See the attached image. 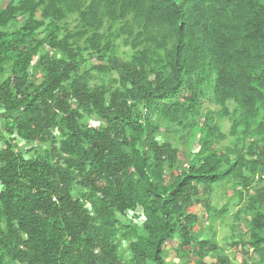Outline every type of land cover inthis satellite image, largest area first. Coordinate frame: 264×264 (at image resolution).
<instances>
[{
    "label": "trees",
    "instance_id": "1",
    "mask_svg": "<svg viewBox=\"0 0 264 264\" xmlns=\"http://www.w3.org/2000/svg\"><path fill=\"white\" fill-rule=\"evenodd\" d=\"M0 264H264V0H0Z\"/></svg>",
    "mask_w": 264,
    "mask_h": 264
},
{
    "label": "rangeland",
    "instance_id": "2",
    "mask_svg": "<svg viewBox=\"0 0 264 264\" xmlns=\"http://www.w3.org/2000/svg\"><path fill=\"white\" fill-rule=\"evenodd\" d=\"M5 2H7V0H5ZM207 105H210L208 103H206ZM213 107V106H212ZM91 123L93 122V119L90 121ZM223 127L224 130H227V121H225L223 123ZM226 142H224L223 144H225ZM226 188V184L225 182H220L218 185H215L214 187V191L212 194V201L211 204L213 207H216L217 210L221 209V208H227L228 214L225 215L224 217L222 215L219 216V218L214 219V224L216 227V237L219 240L221 245H224L226 247V249H228V245L225 244V236L228 235L230 233L229 231V227L228 224L229 222L232 220L231 216L232 213L235 211V206L233 205L234 202L227 204L228 200H230V197L228 196V193H230L228 190L225 189ZM200 211L201 213V209L195 206V208H192V211ZM231 256L233 257L234 255L231 254ZM178 260V257H177Z\"/></svg>",
    "mask_w": 264,
    "mask_h": 264
}]
</instances>
